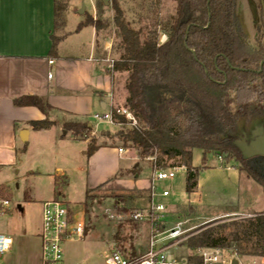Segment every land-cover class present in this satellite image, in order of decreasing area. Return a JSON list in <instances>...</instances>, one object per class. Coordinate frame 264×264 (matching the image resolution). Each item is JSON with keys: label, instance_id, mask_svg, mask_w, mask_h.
Returning <instances> with one entry per match:
<instances>
[{"label": "rangeland", "instance_id": "rangeland-1", "mask_svg": "<svg viewBox=\"0 0 264 264\" xmlns=\"http://www.w3.org/2000/svg\"><path fill=\"white\" fill-rule=\"evenodd\" d=\"M74 1L78 12H74L75 15L69 17L68 22L72 23L78 17L85 18L86 12L92 11L95 1L92 15L100 16L103 24L97 35L98 54L107 64V59L119 58L120 38L114 25L113 0H102L103 12L100 15L97 14V0ZM118 1L130 26L146 32L156 28L159 31V41L166 40L161 23L175 14V0ZM250 1L256 4L259 0ZM83 7L85 10L80 13ZM259 26L260 15L254 22L249 0H237L239 53L262 61L264 41L258 38ZM115 75L128 95L125 87L128 72H116ZM56 118L57 125L62 127L64 120L74 117L68 116L65 119L62 113H56ZM88 120L97 131L99 150L90 156L80 154L83 160L80 164L70 159L68 148H51L50 141L45 136L33 137L30 142L25 143L19 134L13 145L1 149L0 161L3 164H0V184L4 189L3 195L9 197L15 206L11 214L0 217V232L8 233L13 238L11 248L0 255V264H41L39 233L42 205L43 200L55 196L58 167L65 169L68 175V183L65 187L63 185L59 199L69 201L85 218L83 238L64 243L67 262L106 264L108 255L114 250L126 256H138L146 252L150 232L156 222L153 219L159 216L151 209L154 172L152 162L139 158L132 160L131 156L138 157L137 150L130 143L126 144L120 139L118 131L132 125L112 124L107 120L95 118L94 114H91ZM236 127L238 133L244 136L243 140H250L252 135L264 131V113L249 119L240 117ZM0 140L6 144L5 136H0ZM25 144L30 145V150L24 153ZM119 147L125 150L121 155ZM192 164L206 165L199 173L197 191L192 199L191 193L186 191V170L178 171L172 178L154 182L153 199L165 205V210L160 214L163 220L158 225L169 227L176 221H183L187 231L181 244L205 227L221 228L231 219L249 216L264 209V191L260 183L264 181V170H261L258 164H249L252 173V176H249L236 158L226 160L224 154L220 156L215 152L204 156L199 148L193 150ZM226 166L243 169L240 170V180L234 168ZM165 189L169 191V195H162ZM87 191L94 195V199L85 206ZM18 204H21L22 208L18 207ZM190 204L194 205L193 210L188 208ZM232 204L244 213L209 218L210 215L231 209ZM138 210L149 214L144 219H134L133 214ZM189 251L188 247L182 245L170 256L181 257Z\"/></svg>", "mask_w": 264, "mask_h": 264}, {"label": "trees", "instance_id": "trees-1", "mask_svg": "<svg viewBox=\"0 0 264 264\" xmlns=\"http://www.w3.org/2000/svg\"><path fill=\"white\" fill-rule=\"evenodd\" d=\"M175 1V14L161 23L167 38L160 42L158 29L146 32L130 26L119 1L113 0L120 56L108 70L128 72L125 106L139 123L121 128L120 139L136 148L139 160H150L154 169L185 166L186 191L192 194L201 169L206 167L192 164L195 148L201 149L204 156L215 152L224 154L226 160L236 158L252 176L249 163L235 143L236 126L240 117L249 119L264 113V64L259 58L239 53L237 0ZM102 4V0L96 1L98 15L103 12ZM257 6L258 38L264 41V0H259ZM66 9V1L55 0V28L64 24ZM86 25L97 30L103 27L100 16L88 12L78 28ZM51 38L54 54L60 37L52 34ZM15 104L36 106L45 114L42 119L29 121L35 130L58 123L51 118L53 107L42 96L22 95ZM116 117L122 125L128 124L124 115ZM62 127L74 139H89V156L98 149L90 120L75 117L64 120ZM203 160L205 163V157ZM55 183L54 199H59L67 180L56 176ZM260 183L264 191V181ZM0 194H4L2 186ZM92 199L94 195L87 191L85 206ZM188 208L195 207L190 204ZM219 227H205L182 245L189 249L216 246L233 248L241 254H264V209Z\"/></svg>", "mask_w": 264, "mask_h": 264}, {"label": "crops", "instance_id": "crops-1", "mask_svg": "<svg viewBox=\"0 0 264 264\" xmlns=\"http://www.w3.org/2000/svg\"><path fill=\"white\" fill-rule=\"evenodd\" d=\"M64 1L67 2L64 24L57 29L55 0H0V136L7 139L6 144L0 140V151L13 145L16 136L27 129V140L21 139L25 143L33 137L45 136L51 148H68L70 159L80 164L83 162L80 154H87L89 139H74L70 131L62 132L64 128L58 123L48 129L35 130L29 121L42 119L45 114L36 106L15 104V99L22 95L42 96L53 107L51 118L55 120L56 113H62L65 119L68 116L88 119L91 114L108 110L112 105H124L127 92L117 80V71H109L108 64L98 54V30L92 25L78 28L83 17L69 23V17L78 12V7L74 0ZM93 10L95 1L89 13ZM52 34L60 37L54 54H51ZM93 133L97 134L94 127ZM25 145L24 153L30 150V145ZM0 164L3 163L0 161ZM234 171L240 180V170L234 168ZM56 174L68 183L65 169L58 167ZM242 212L232 204L231 209L209 218Z\"/></svg>", "mask_w": 264, "mask_h": 264}, {"label": "built area", "instance_id": "built-area-1", "mask_svg": "<svg viewBox=\"0 0 264 264\" xmlns=\"http://www.w3.org/2000/svg\"><path fill=\"white\" fill-rule=\"evenodd\" d=\"M167 38L166 35L163 36ZM53 60H50L52 62ZM108 67L113 68L114 59H107ZM116 114L124 115L130 125H137L138 121L133 112L124 105H112L108 110L95 113L94 117L107 120L112 124H120ZM124 148L120 147L119 152ZM186 170L185 166H170L154 169L152 176V203L153 213L158 214L150 232L149 244L146 252L138 256H126L118 250L108 255L106 264H264V254H241L233 248H222L216 246H198L181 257H171L174 250L182 246L184 233L187 231L185 223L181 220L166 227L159 226L162 221L161 212L165 210L163 203L155 202L154 188L155 180L174 177L178 171ZM162 195H169L167 189ZM15 204L4 195L0 194V217L12 213ZM148 212L135 211L133 218L144 219ZM40 261L41 264H81L79 262L69 263L64 256V243L76 241L83 238L85 234L84 214H80L75 206L61 199L45 200L42 205V221L40 229ZM13 243L10 234L0 232V255L7 252ZM233 260H236L234 263Z\"/></svg>", "mask_w": 264, "mask_h": 264}, {"label": "water", "instance_id": "water-1", "mask_svg": "<svg viewBox=\"0 0 264 264\" xmlns=\"http://www.w3.org/2000/svg\"><path fill=\"white\" fill-rule=\"evenodd\" d=\"M250 2V6H251V12H252V16L254 19V22H256V20L259 17V9L257 6V3H251ZM85 10V8L83 7L80 12H83ZM263 63V62H262ZM64 133H66V130H63ZM20 138L22 140H27V129L23 130L22 133H20ZM243 154V156L245 158H249V157H256V156H264V131L263 132H258L257 134L252 135V137L250 138V141H243L242 146L237 144ZM192 198V195H191ZM234 263L236 262V260H233Z\"/></svg>", "mask_w": 264, "mask_h": 264}, {"label": "flooded vegetation", "instance_id": "flooded-vegetation-1", "mask_svg": "<svg viewBox=\"0 0 264 264\" xmlns=\"http://www.w3.org/2000/svg\"><path fill=\"white\" fill-rule=\"evenodd\" d=\"M263 62V63H262ZM264 64V60L261 61V65ZM243 137L240 133H238V138L236 139L235 143L236 144H239L242 146L243 144ZM247 142H249L250 140H246ZM247 162L249 164H258V167L261 169V170H264V156H256V157H249V158H246Z\"/></svg>", "mask_w": 264, "mask_h": 264}]
</instances>
